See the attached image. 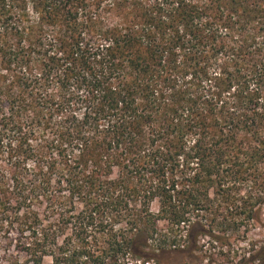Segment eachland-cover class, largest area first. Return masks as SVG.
<instances>
[{"label":"trees","instance_id":"obj_1","mask_svg":"<svg viewBox=\"0 0 264 264\" xmlns=\"http://www.w3.org/2000/svg\"><path fill=\"white\" fill-rule=\"evenodd\" d=\"M256 228L264 0H0V264L193 259Z\"/></svg>","mask_w":264,"mask_h":264},{"label":"rangeland","instance_id":"obj_2","mask_svg":"<svg viewBox=\"0 0 264 264\" xmlns=\"http://www.w3.org/2000/svg\"><path fill=\"white\" fill-rule=\"evenodd\" d=\"M154 207L156 208L157 205L155 204ZM246 238L245 241H234L230 246L219 242H206L208 240L206 238L205 241L201 240L199 246H202L195 253L193 259L174 254L164 258L161 262L150 259L149 262L144 263L143 259L127 256V258L122 259L120 264H243L240 259L244 254L253 253V248L263 245V242H258L257 240L264 239V231L260 228L252 229ZM253 244L256 246L253 247ZM42 264H53V260L47 256L43 259Z\"/></svg>","mask_w":264,"mask_h":264}]
</instances>
